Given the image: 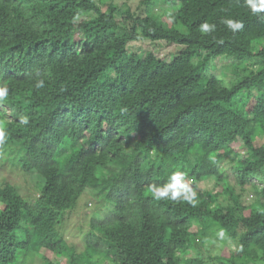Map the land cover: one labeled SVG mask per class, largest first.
Instances as JSON below:
<instances>
[{"label": "trees", "instance_id": "16d2710c", "mask_svg": "<svg viewBox=\"0 0 264 264\" xmlns=\"http://www.w3.org/2000/svg\"><path fill=\"white\" fill-rule=\"evenodd\" d=\"M159 1L0 0V264H264V12Z\"/></svg>", "mask_w": 264, "mask_h": 264}, {"label": "rangeland", "instance_id": "374dc122", "mask_svg": "<svg viewBox=\"0 0 264 264\" xmlns=\"http://www.w3.org/2000/svg\"><path fill=\"white\" fill-rule=\"evenodd\" d=\"M140 2H141V0H119V5L122 8L132 9L133 11H135L137 9V7L140 5ZM166 7H169V6H167L166 2L164 0H160L157 3L156 12L159 13V12L163 11V9ZM172 8L173 7H169L167 9V13L170 15L172 14V11H173ZM139 44L142 45L145 49H147L149 51L153 50L159 58H161L165 61H171L172 58L174 57V55L180 50V48L178 46L168 45L165 42H161L160 44L159 43L158 44H152V43L140 42ZM231 71H232L231 61L218 62L217 66L215 68V72L219 75L226 73L227 74V77H226L227 80L233 79V75H232L233 72H231ZM234 80H235V78H234ZM244 151H243V154H244ZM227 169H228V175L230 176L229 179H230L231 183L232 184L236 183L235 182V180H236L235 176L236 175H235L234 171L231 170L230 164L228 165ZM4 176H10V177L17 176L16 181H18V179L20 178L19 175H11L7 169H4ZM14 177H12V178H14ZM20 180H21V178L19 179V181ZM258 185L261 186L260 183H258ZM204 187L206 189L213 188L212 184L204 185ZM244 190H245V200L248 202L253 201L256 197L254 190H253V187L249 184V185H246L244 187ZM93 194L94 193H92V195ZM92 197L98 198V196L96 194L93 195ZM83 201L84 200H82V202ZM76 224H77L76 216H73L71 228L73 229L76 226ZM77 241L80 242V239H77Z\"/></svg>", "mask_w": 264, "mask_h": 264}, {"label": "clouds", "instance_id": "9594fccd", "mask_svg": "<svg viewBox=\"0 0 264 264\" xmlns=\"http://www.w3.org/2000/svg\"><path fill=\"white\" fill-rule=\"evenodd\" d=\"M248 6L251 8L253 13L264 12V0H247ZM227 26L233 31L242 27V24L238 21L225 20L223 21ZM214 25L210 26L207 23H204L201 26L203 32H208L211 29H214ZM37 87H43V82H39ZM24 123H27V120H24ZM184 176L183 173L176 171L172 173L169 178V182L163 187L153 186L150 191L155 199L170 198L172 200H177L183 196L185 200L195 203L194 196L195 193L188 186L187 183L183 182Z\"/></svg>", "mask_w": 264, "mask_h": 264}]
</instances>
